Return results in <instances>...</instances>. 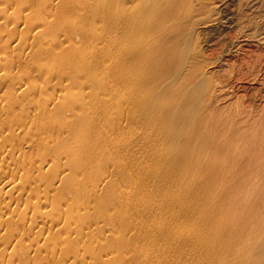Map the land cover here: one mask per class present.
I'll return each mask as SVG.
<instances>
[{
  "label": "bare ground",
  "instance_id": "1",
  "mask_svg": "<svg viewBox=\"0 0 264 264\" xmlns=\"http://www.w3.org/2000/svg\"><path fill=\"white\" fill-rule=\"evenodd\" d=\"M57 1L0 0V87L7 88L1 87L5 94L0 95V264H264L263 255L260 256L264 250V108L258 110L251 104L256 109L253 110L245 101L242 116L225 119L223 147L217 140L205 147L208 141L200 143L202 127L207 129L204 131L208 138L212 132L208 126L210 119L206 128L205 117H201L194 134L197 147L192 149L193 155L182 156L187 157V164L196 166L195 174L203 181L195 186L196 182L187 179L195 189L187 183L183 187L182 176H173L172 171L161 173V164L172 162L164 151L160 153L166 136L155 139L151 134L149 139L146 130L143 133L140 130L144 136L136 137V133L137 139L133 138L132 128L141 121L137 111L133 114L131 104L128 111L124 106L127 92L136 91L128 76L124 79L125 75L122 78L120 74L122 82L128 85L122 90L115 75L119 64L106 65V73L103 71L102 75L98 72L102 59L94 57L98 52L84 49L96 33L93 26L94 37L89 36L88 11L83 12L84 6L80 4L84 0ZM57 6L61 13L58 11L55 26L58 23L57 28L64 31L63 38L57 37L61 31L57 28L52 33L51 24L56 19L52 16L54 22L51 21L50 13ZM170 6L172 9L154 22L155 28H162L178 15L175 4ZM203 23L195 25V30L203 31L215 24L210 19ZM132 34V43L140 47L144 34L143 37L139 32ZM101 41L97 40L96 44ZM102 53L106 55L105 50ZM46 58H53L56 64H47ZM30 59L34 60L33 64L29 67L26 64L25 70L22 62L29 64ZM250 67L249 62L247 68ZM14 69H18L19 75ZM34 69L37 75L46 76L35 78L41 76L43 84H48L55 95L53 91L44 92L46 89L40 88L43 85H36L40 79L32 82ZM191 78L187 77L186 83ZM46 85L43 87L47 88ZM31 88L37 94L41 90L42 95L23 97ZM110 88L122 97L119 100L124 98V105L119 104ZM121 109L127 116L119 114ZM178 136L176 139L180 140ZM146 153L160 166L150 168ZM221 153L226 157L222 160L224 164L218 160ZM189 166L185 168L186 174L181 169L184 175L191 169ZM154 172L161 174V184L148 181L153 179ZM220 176L225 180L227 192L225 201L217 204L219 211H224L219 218L224 219L216 222L217 218L210 217L207 205L200 203L203 199L200 195L205 191L210 197L208 194L216 190L212 189L211 180ZM180 190L196 207L182 199ZM190 208L193 212L180 210L187 212ZM196 214L202 218L195 217L193 222L191 219ZM186 219L195 228L189 230L181 223Z\"/></svg>",
  "mask_w": 264,
  "mask_h": 264
},
{
  "label": "rangeland",
  "instance_id": "2",
  "mask_svg": "<svg viewBox=\"0 0 264 264\" xmlns=\"http://www.w3.org/2000/svg\"><path fill=\"white\" fill-rule=\"evenodd\" d=\"M60 1L61 0H59V2ZM56 2L58 1L55 0V3ZM145 2H147V4ZM174 2L175 0H157V1L156 0H84L83 4L82 2L80 4L84 6L82 7L83 12L88 11V18H89V23H90L88 29L91 30L90 32L92 34V35L90 34L89 36L93 38L94 33L95 32L97 33V34L95 33V37L93 38V40L88 37L90 41L88 39L89 42L87 41L85 44L87 48H84V49H91L95 52H98L97 53L98 56H94V57H99L98 60H101V59L103 60V62L101 60V63L98 67V68H101L99 69L100 71H98L99 73L104 75L106 73V68H107V67L105 68V66L108 64L112 66H116V64H119L117 65L118 67L116 66L117 71L115 72V75L118 76L117 79H119L122 82L124 79L128 78L130 82L132 83L133 87L135 86L136 91L127 92L129 93V96L127 94L125 97L128 96L129 98L127 97L125 101H124V98L122 99L125 102V105L123 104L124 102L122 100H119V98L121 99L122 97H119L116 94L117 91L115 92L114 90L115 87H113L114 89L110 88V89H113L111 90L112 93L114 91L113 94L114 95L116 94V98L118 99V102H120L119 104L127 107L126 109L127 111L128 109L133 108L132 111L134 112L133 113L134 115L136 111H137V114H139L137 116L140 117L139 119L141 122L140 121L139 122L141 124L140 123H137L138 125L134 124L135 128H132V130L134 131L132 132V134H134L133 138H135L136 133H138L136 134V137L139 136L141 138L143 134L141 135L139 133L140 130L141 131L143 130L142 132L140 131L141 133H143L146 130L145 131L146 138H149V139H150L151 134L152 136H155L153 137L155 139L160 138L161 135L166 136L165 140L167 142L164 141V143L166 144L164 147H162V149L163 148L164 149L163 150L161 149L160 153L164 154L162 151L165 152V157H169L168 159L172 161L171 162L172 166L170 164L168 165V163L166 165H164L165 163H163L161 164L162 166H160L159 163L157 165L156 162L153 159H151V155H147L146 153V156H147L146 162L148 163L149 161H151L150 163L152 166H150V168L155 169L160 166L161 173L163 171L165 172L172 171V175L174 174L173 176L179 175L183 177L182 179L184 180L181 179V182H180L183 187H185V184L187 183V186L190 185L194 188L195 186L197 185L199 186L200 183H202L203 178L199 180V177L197 176V174H195L197 173V171L195 172L196 166L187 164L186 163L187 157L186 158L183 157L182 154L186 153V154L193 155V150L194 148L197 147L196 144L194 146V143L196 141V137H194L195 136L194 134H196V129H197L196 125L198 123V120L201 117H205L204 125L207 128L206 125H207L208 120L210 119L208 122V126H210V128L213 129V130L211 129L212 131L211 137L208 138L207 132H206L207 129L202 127V133H200L201 135L200 143L202 142L206 143L208 141L206 144H204V147H205L210 141L211 143H213L217 140V143L221 141L220 143H218V145H222L223 147L224 141L226 140V137H225L226 127L224 124L226 121L225 119H227L228 117H231V115L242 116L243 105H245V103L248 105L252 104L254 107H256V109L259 108L258 110H261L262 108H264V80H263L264 79L263 78L264 77L263 75L264 74V0H177V2L175 3ZM158 3L160 4V6ZM170 4H175V6L177 7L176 11L178 15L175 16L174 18L172 17V19L166 22V24L162 28H155L154 22H156L162 14L172 9L173 6H170ZM143 5L146 6V8H144ZM54 8H51V13H50L51 18L52 16H54L53 17L54 20L56 19L55 22L53 18L51 19V21L54 22V24H51V27L54 25V28L52 27V33L53 31L57 29L62 31V29L57 28L58 23L55 26L56 21H57V16L60 15L61 9L59 8L60 9L59 11L58 6H57L55 8L56 9V12H55ZM151 8H152V11H151L152 14L150 12ZM48 11L50 12V10ZM58 11L60 13H58ZM53 13H55V15ZM72 16L70 17L71 19L74 18ZM74 19L77 20L78 18L76 19L75 17ZM209 19L215 22V24L212 27H209L208 29H204L203 31L195 30V25L204 24L203 22ZM94 22L97 25L96 27H95ZM146 24L148 25L146 26ZM93 26L95 28V31L93 30L94 29ZM193 27L194 29H191ZM145 28H147L146 33H144ZM92 30L94 31V33H92L93 32ZM139 30L143 32L140 34ZM61 31H59L60 36H57L58 31L56 32L57 37H61L63 35L64 31L62 32ZM134 32L135 34L139 32V34L142 37L144 34V37L142 40L143 43L138 48H136L137 46H135V44L132 43V40L130 38L131 33L134 34ZM98 33L100 34L102 33L103 35L102 34L101 35L104 38L102 36H98L99 35ZM96 35L101 38H98ZM114 35L116 36L118 35V36L116 37ZM56 36L53 38L56 39ZM63 37L64 36H62L61 38ZM107 37H109L108 39L110 40H106ZM118 37L120 39H117ZM96 39L97 40L101 39L102 40L101 42L103 43L105 42L106 44L104 43L103 45H101V42L98 43L100 46L99 48L98 44H96L97 43ZM95 40L96 42H93ZM87 43L89 47L87 46ZM89 43H92L93 46L90 47ZM94 43L98 46V48ZM105 45L106 46L108 45L109 47L108 46L106 47ZM106 48L108 50L109 49L110 50L113 49V50L112 51L109 50L110 51L109 52L107 51ZM104 50L106 52V55L104 53L101 54V52H104ZM101 55H102V58H100ZM93 58H92L93 62H96L95 60L97 59L94 60ZM46 59L47 61L45 60L44 62H46L47 64H50V63H52L50 65L56 64L53 58L51 59L46 58ZM140 60H142L143 62ZM24 61L25 60H23V62ZM27 61L29 62V64L22 62V64L25 65V66L23 65V68L26 67L24 68L25 70L29 67L30 64H33L34 60H32L31 63L29 60ZM249 62L252 65L250 69L247 68V63ZM26 64L28 65V67L26 66ZM101 66L104 68H102ZM23 68H21V70ZM255 68L257 69L255 70ZM196 69H198V72H196ZM14 70H15L14 72L17 74L18 69L17 71L16 69ZM21 70H19L20 73H21ZM249 72L250 74L251 73L253 74L255 73V74L250 75ZM37 73L38 72L34 69V72L32 73L34 74L33 75L34 77L33 76L31 77L32 82L34 81V79L35 80L37 79L35 78L36 76L41 75V74L37 75ZM120 74H122L121 76L122 78L124 77L125 78L122 79L120 77ZM181 74H182V77L180 76ZM17 75H19V73ZM123 75L125 76L123 77ZM142 75L143 77H141ZM255 75H257L256 79L254 78L256 77ZM41 76L42 78L46 77L43 75ZM187 77L188 78L192 77L191 78L192 80L188 83H186ZM173 78H175L176 80H174ZM40 80H38L37 82H39ZM43 80H46V79H43ZM170 80H174V81L172 82ZM177 80L178 82H176ZM37 82H36V85L38 84L43 85V86L46 85V84H43L42 80L40 81L41 83H37ZM121 82H119L117 85L118 87L122 86V90H125L126 87L124 86H126L127 83L122 82V84H120ZM166 82H169L170 85L169 83H166ZM33 83H35V81ZM40 85L38 87H40ZM3 86H4V89L6 90L7 89L6 86L5 85ZM3 86L1 85V87ZM43 86L40 87L42 88V90L44 89L47 90V88H49L48 84L46 85L47 88ZM81 86L82 85H79V88H81ZM1 87H0V95L5 94L4 93L5 91L3 90V88L1 89ZM51 89L52 88H49L47 91L45 90L44 92L53 91ZM1 90L4 92L2 93ZM30 90L31 92H29L28 90L27 93H24V96L22 93V96L25 97V94H28L26 96L32 97V96L38 95L40 97V95H42L40 92L41 90H38L40 92V93L38 92V94L36 90H34L36 91L35 94H33L34 91L32 88ZM99 92L102 93L101 91ZM54 93L55 92L53 91V94ZM49 94L53 95L52 92H50ZM138 98L140 100H138ZM141 99L143 101H141ZM150 100H151V104H150ZM130 104L131 106H133L132 108ZM148 105L149 106L153 105V106L152 107L150 106V108H147L149 107ZM252 105H251V109L253 108V110H256L254 109ZM154 110L156 111V113ZM111 111H113V109ZM124 111H125V108H124ZM127 111L125 112L129 114V112ZM142 111L145 112L144 115H143L144 112L141 113ZM175 111L177 112L176 115L174 114ZM121 113H123V109H121L119 114ZM126 113H123V114L126 115ZM145 116L148 117L147 118L148 121ZM174 117L176 118L174 119ZM212 118H213V121H212ZM172 120L174 121L172 122L173 124L171 123ZM149 121L150 123H148ZM182 124H184V126H182ZM145 125H147L148 128ZM170 125L172 127V129L170 128L171 130L169 129ZM142 126H143V129H142ZM147 131H150V132H147ZM181 132H183L184 134ZM179 133L182 135H180ZM177 136H178V139L180 138V140L176 139ZM202 137H204V139H202ZM214 137L216 139H213ZM176 141H177V144H176L177 146L175 145ZM171 144H174L175 147L173 148ZM170 146H172L173 149ZM222 149L223 148H221V150ZM171 150H173L175 154H173L174 152L173 151L171 152ZM170 154H173V156L170 157L171 156ZM221 154L222 155H220L218 160H220L222 164H224L222 160L225 161L226 157L224 153H221ZM176 159H178V161H180L181 163L179 164L176 161ZM176 162H177L178 168L175 167L174 165ZM181 165L182 167H180ZM189 165L192 167H190ZM186 166H189V168L191 169H189L187 175H184L186 174L187 169H188V167ZM160 169H157V170H160ZM181 169L183 170V172H185L184 174ZM177 172H179V174H177ZM157 173L158 172H154V175L156 177L153 176V179L155 180V178L158 177L157 178L158 180L153 181L152 178L148 179V181L150 183L152 182L151 184L153 185L156 184L157 182L161 184V179H160L162 178L160 177L161 174L159 176L157 175ZM192 175L194 176L193 180H192ZM220 177L217 180H211L212 189H216V190L208 194L210 197L206 196L205 191L204 193L202 192V194L200 195V197H203L200 203L202 205L204 204L207 205L206 208L208 207L207 210L210 213V217L214 216V219L217 218L216 219L217 221L215 220L216 222L223 221L224 219V218L222 219L219 218V215L224 214V211H219V208H218L219 205L217 206V204L219 203V201L220 203L222 200L225 201L226 197L224 194H226L227 192V189H226L227 185L224 186L225 180L222 176ZM187 179L188 180L190 179V181L192 182H196L195 183L196 185L195 186L191 185L189 183L190 181H188ZM218 188H220V190ZM180 191L183 196L182 199L184 201L186 200L189 206H193L192 208L196 207V205H194V201L193 200L191 201L189 198H188L189 200L188 201L186 194H184L182 190ZM200 191L202 190L200 189ZM213 193H215V195ZM208 198H214V200L211 201ZM208 200H210L211 205H209L210 203H208ZM182 209L180 210L184 213H188L192 211L191 208L187 210V212H185ZM213 209L217 211H214ZM189 214H192V213H189ZM195 217L200 218L201 216L199 217V215L196 214L191 219L193 222H195V219L193 220V218ZM191 220L186 219L184 223L183 222L181 223L184 224L186 227H188L189 230H191L195 228V224L192 223ZM212 221H213V218L212 220H210V223L208 222V224L212 225L211 223ZM224 236H225V233H224ZM81 246L82 245L79 246L80 247L79 249H81ZM86 256L88 260L90 258L89 257L90 254L89 256L88 255ZM260 256H262L261 259L264 260V250L261 251Z\"/></svg>",
  "mask_w": 264,
  "mask_h": 264
}]
</instances>
